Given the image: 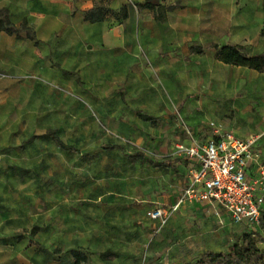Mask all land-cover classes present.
Segmentation results:
<instances>
[{
  "label": "crops",
  "instance_id": "crops-1",
  "mask_svg": "<svg viewBox=\"0 0 264 264\" xmlns=\"http://www.w3.org/2000/svg\"><path fill=\"white\" fill-rule=\"evenodd\" d=\"M146 1L0 0V11L7 10L12 24L22 30L19 37L0 32V130L43 122L38 113L54 109L60 90L80 92L90 108L107 105L112 95L118 102L120 90L128 91L133 104L147 113L142 121L154 123L160 138L170 136L164 142L169 168L146 188L149 205L132 208L131 197L111 201L110 210L121 214L107 218L109 228L116 235L131 234L132 242L150 232L149 243L165 241L158 264H198L206 253L225 252L215 246L223 248L230 236L250 229L236 225L216 203L185 201L172 212L187 189L191 167L176 155V143L206 142L214 136L210 123H218L241 139L257 137L261 158L249 175L264 169V73L227 66L218 58V49L233 46L244 47L250 56L264 54V0H161L165 6L180 5L164 21L153 11L138 10ZM99 6L112 12L127 8L129 17L87 22L86 13ZM19 104L25 108L18 110ZM7 145L0 141V149ZM57 206L63 208L48 209L44 216L62 215L66 223L65 202ZM158 208L171 212L164 226L149 217ZM2 209L0 226L16 218ZM78 221L82 225L81 216ZM21 238L18 232L0 235V264H77L73 253L85 247L58 248L39 239L28 247L26 241L35 239Z\"/></svg>",
  "mask_w": 264,
  "mask_h": 264
},
{
  "label": "rangeland",
  "instance_id": "rangeland-1",
  "mask_svg": "<svg viewBox=\"0 0 264 264\" xmlns=\"http://www.w3.org/2000/svg\"><path fill=\"white\" fill-rule=\"evenodd\" d=\"M120 93L118 102L112 95L107 105L90 108L85 107L80 92L60 90L54 109L38 113L43 114V122L37 120L34 127L0 130V141L8 143L0 149V207L16 214V218L1 224L0 235L18 232L22 238H34L26 241L28 247L37 244L38 239L43 245L50 243L58 248L83 244L85 247L79 250L88 257V264H119L123 261L121 255L128 256L122 262L125 264H158L156 259L160 261L164 256L159 248L165 241L158 244L154 239L149 243L154 235L150 232L146 239L132 242L131 234L116 235L109 228L107 218L121 214L110 210L111 201L131 197L132 208L145 205L150 195L146 188L152 182L158 183V177L167 175L169 168L170 150L164 142L170 136H157L154 123L142 121L147 114L142 106L133 104L128 91ZM24 108L22 104L17 106L18 110ZM17 116L14 113L12 118L16 120ZM211 124L218 123H210L215 129ZM53 133L76 149L64 151L54 142ZM182 139L180 136L178 140ZM63 201L66 223L62 215L44 216L48 209L63 208L57 206ZM75 210L80 214L74 215ZM263 227L262 220L257 230L263 237L256 238L261 250ZM244 231L238 237L230 236L223 248L214 249L227 252L228 245L252 234Z\"/></svg>",
  "mask_w": 264,
  "mask_h": 264
},
{
  "label": "built area",
  "instance_id": "built-area-1",
  "mask_svg": "<svg viewBox=\"0 0 264 264\" xmlns=\"http://www.w3.org/2000/svg\"><path fill=\"white\" fill-rule=\"evenodd\" d=\"M211 127L215 128L214 136L206 142L176 143V155L186 158L191 167L187 189L172 212L185 201L216 203L236 225L246 224L250 231H257L263 220L264 169L255 177L248 171L261 158L255 147L257 137L241 139L221 126ZM170 213L158 208L149 217L164 226Z\"/></svg>",
  "mask_w": 264,
  "mask_h": 264
},
{
  "label": "trees",
  "instance_id": "trees-1",
  "mask_svg": "<svg viewBox=\"0 0 264 264\" xmlns=\"http://www.w3.org/2000/svg\"><path fill=\"white\" fill-rule=\"evenodd\" d=\"M179 7V4L165 6L161 3V0H148L137 6L138 10L148 9L153 11L159 21H164L169 13ZM109 17L115 18L118 22H124L128 19L129 12L127 8L122 9L120 12H112L103 6H99L87 12L85 20L96 24L105 21ZM0 32H5L10 36L17 35L18 37L22 32V30L16 29L12 24L11 15H9L7 10L0 11ZM196 51L203 53L202 49H197ZM218 54L219 60L227 66L250 68L259 73H264V54L250 56L244 47L239 46L223 47L218 49ZM52 135L54 142L64 151L73 152L76 149L74 146H67L56 133ZM251 233V235L245 234L242 236L237 243L231 245L227 252H209L204 254L198 264H264V250L260 249L256 240L258 236H263L259 235V230L251 231ZM73 258L77 264H86L88 262V257L80 251L74 252Z\"/></svg>",
  "mask_w": 264,
  "mask_h": 264
}]
</instances>
